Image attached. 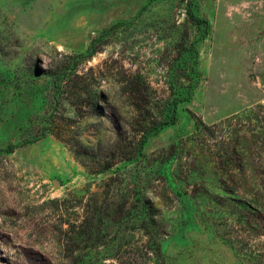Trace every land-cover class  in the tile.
<instances>
[{"label": "rangeland", "instance_id": "obj_1", "mask_svg": "<svg viewBox=\"0 0 264 264\" xmlns=\"http://www.w3.org/2000/svg\"><path fill=\"white\" fill-rule=\"evenodd\" d=\"M259 105L264 0H0V264H264Z\"/></svg>", "mask_w": 264, "mask_h": 264}, {"label": "trees", "instance_id": "obj_2", "mask_svg": "<svg viewBox=\"0 0 264 264\" xmlns=\"http://www.w3.org/2000/svg\"><path fill=\"white\" fill-rule=\"evenodd\" d=\"M48 73L49 72H45L43 75L44 76L48 75ZM74 79L79 82L77 84L83 85L82 88H79L80 89L79 91L82 95L85 94L84 91L87 89V86H88V84H85L83 82V81H85V79H83V77H81L80 75L76 74V72H74V74H69L66 77V82H68V81L71 82ZM133 92L138 93L139 90L133 89ZM98 102L99 101L94 102L92 104L95 107V110H97V111L100 110ZM170 108H171L170 121H168V122L165 121L164 122L165 124L173 123V121L175 120L176 104L175 103L171 104ZM135 110L138 111V110H140V108L138 106H135ZM263 110H264V106H261V105L256 106L253 110H251L249 118H248L249 124L251 122H255L256 125L254 127H256L257 131H259V132H255V134H254L255 136H253V141H251V144L253 145V148L255 149V151L258 155H261L262 154L261 150L264 149V116H263L264 112H263ZM144 122L150 123L148 120H144ZM164 123H162V124H164ZM137 125L140 126V131L142 132V130H141V129H143L142 125L141 124H137ZM153 125H154V123H152V126L150 128H146V130H144L142 132V136L139 138V140L136 141L134 138V142L133 141H127L125 136H123L124 133L121 130H119L120 128L118 126L116 127L113 125V127H115V128H113V131H114L113 136L114 137H113V145H112V149H111V151H112L111 157H113V160L112 161H106L102 165L98 164L97 173H101V172L111 168L115 164V162H114L115 155L120 157L121 160L125 161V160H131L136 155L140 154L141 148H142L143 144L145 143L147 137L149 136L151 131L155 129V127ZM201 126L203 127V124H201ZM136 131H139V130H136ZM55 138L57 140H59L61 143L67 145L73 151V154L76 158L81 157L82 154L80 151H82V150H84L83 155L87 154L88 146H83L77 141L75 144L76 146L70 145V143L66 142L62 138V136H60L59 134H55ZM243 151L244 150L241 149L240 146L234 145V146H232L230 151L225 152V158H228L231 161H235V159H237L240 163H242L243 158H241V156H243ZM81 163L83 166H85L84 161H81ZM238 167H239V172L241 174H243L245 177H247L248 173L251 174V176H252V172L255 173L254 170L247 171L245 169L244 165H240ZM85 168H86V166H85ZM87 169H88V171H90L89 168H87ZM226 170H227V171H225V174L227 175L226 177H229V178L222 177L221 178L222 180L220 181L221 188L216 187L217 189H221L224 192H227L224 189V187H227L228 181L233 183L232 172L234 169H226ZM251 183H252V181L247 182L245 180L241 187L248 189V191H253L256 196H259L264 192V188L261 186V184H258L255 180H254L253 184H251ZM240 191L242 193L244 190H240ZM247 207L250 208L248 205H247ZM254 210L255 211H261L264 214V207L258 206V207H255ZM253 217L255 219V223H256L255 225H257L260 222H264V218L259 217V215L257 216L254 214ZM242 223L247 224L248 221L246 220V221H243Z\"/></svg>", "mask_w": 264, "mask_h": 264}]
</instances>
